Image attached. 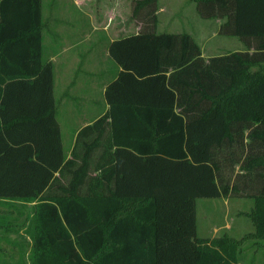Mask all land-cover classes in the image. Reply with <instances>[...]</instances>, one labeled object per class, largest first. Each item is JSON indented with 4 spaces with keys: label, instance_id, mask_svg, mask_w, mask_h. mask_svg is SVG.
Wrapping results in <instances>:
<instances>
[{
    "label": "trees",
    "instance_id": "1",
    "mask_svg": "<svg viewBox=\"0 0 264 264\" xmlns=\"http://www.w3.org/2000/svg\"><path fill=\"white\" fill-rule=\"evenodd\" d=\"M192 1L245 49L204 59L189 34L155 31L157 0H132L137 31L106 46V109L65 159L41 0H0V203L32 202L30 264H238L243 240H264V68L250 69L264 64V0ZM230 196L252 200L253 231L197 237L195 199Z\"/></svg>",
    "mask_w": 264,
    "mask_h": 264
},
{
    "label": "rangeland",
    "instance_id": "2",
    "mask_svg": "<svg viewBox=\"0 0 264 264\" xmlns=\"http://www.w3.org/2000/svg\"><path fill=\"white\" fill-rule=\"evenodd\" d=\"M131 1L41 0L44 22L42 44L45 42L46 51L55 48L62 55L72 57L70 60L74 62L76 68L81 67L80 64L77 66V62L78 60L81 62L83 53L90 63V73L85 77V80L90 81V87H84L79 81L71 83L72 88L69 87V80L68 78L63 80L64 73L61 69L55 77L53 86L55 118L60 125L63 148H68L71 131L81 125L79 120L85 118L91 122L104 108L101 87L107 77H102L98 70L101 64L108 67L105 39L119 38L137 31L138 28H135L136 24L130 15ZM156 4L155 31L189 34L199 46L204 59L245 49L238 38L218 34L217 29L222 20L201 18L195 9L194 1L157 0ZM104 31H107L106 34ZM263 68L264 64H260L250 69L253 71ZM88 81H85V85ZM83 89L86 90L85 97ZM77 147L80 151V147ZM252 205V200L246 197L196 198V236L204 238L226 234L233 239H241L246 233L253 231V225L247 215ZM31 207L18 200L0 203V214L4 215L3 224L6 226L0 228V264L18 262L30 264L29 247L23 244L25 248L16 251L12 247L9 248L10 244L4 242L3 237L7 233L5 231L7 228H21V223L30 214ZM20 237L27 241L25 236ZM236 259L238 264H264V240L255 238L243 240L237 249Z\"/></svg>",
    "mask_w": 264,
    "mask_h": 264
},
{
    "label": "crops",
    "instance_id": "3",
    "mask_svg": "<svg viewBox=\"0 0 264 264\" xmlns=\"http://www.w3.org/2000/svg\"><path fill=\"white\" fill-rule=\"evenodd\" d=\"M41 16H42V13H41ZM219 20L221 21V19H219ZM42 21H43V19H42ZM43 27H44V22H43ZM135 28L137 29L138 26L136 25ZM103 30H106V29H103ZM42 31H43V28H42ZM42 31H41V57H42V60L50 61L52 64V95H53V86H55L54 85L55 84V77L57 76V74L60 73V69L64 73L63 74V78H64L63 80L65 81L68 78L69 87L72 88L71 83H73L75 81L76 82L79 81L80 83L82 82L84 87H86V86L90 87L91 86L90 81L85 80V77L87 76V74L90 73V67H89L90 63L88 61V58L85 57L86 54L83 53L84 55L82 56L81 62H80V60H78V62H77V66L80 64L82 69H80L81 67L76 68L74 62L72 60H70V58H72V57L62 55L61 53H59V51H57V49L55 50V48L53 50L46 51L45 42H44V45L42 44ZM104 32L106 34L107 31H104ZM113 39H116V38L105 39L106 40V46H107L108 41L113 40ZM106 46H105V51H106ZM200 52H201V50H200ZM105 54L108 58L107 59L108 61L106 62V64L108 63L107 64L108 69L106 68V65L104 66L101 64V65H99V70H98V73L100 75H102V77L103 76L107 77V80L105 81V83L101 87V96H102V92H103V88H104L105 84L108 82V80H110L112 78V76L115 74V72L117 70L116 65L109 59V57L107 55V51L105 52ZM201 56L203 57L202 52H201ZM86 66H87V71H86ZM85 81H88L87 85H85ZM83 92H84L83 97H85L86 96V90L83 89ZM53 100H54V98H53ZM102 102H103L104 108L95 118H97L106 109V104L103 100V97H102ZM54 106H55V115H56L55 101H54ZM58 112H59V110H58ZM55 120H56V118H55ZM56 122L58 124L59 134H60V125H59V122L57 120H56ZM79 122L81 123V125L78 127L75 126L76 128L75 129L73 128V130L70 133V143H69L68 148H66V147L63 148V146H62L65 159H68L70 157V153H71L72 148H73L74 138H75V135H76V132L78 131V129H80L82 126H84L86 124L91 123V122H89L88 119H85V118H82V120H79ZM60 139H61V136H60ZM61 144H62V142H61ZM78 146L80 147V151H81V145H78ZM74 150L76 151L77 154H79L80 151H79L78 147L74 148ZM100 150H101V148H97L93 152V154L90 158V168L91 169L92 168L97 169V170H93L92 171L93 173L92 174L90 173L91 175H95V174L97 175L98 172H96V171H98L100 169V165H99L100 161H98V155L100 154ZM74 160H75V162L77 161V159H74ZM54 175H55V178H54V183L52 184V187H51V192L52 193H58L59 187L66 185L69 175L66 172V170H63L60 175H58V173L55 172ZM86 186L87 185H84L82 187L83 189H81V190L85 191ZM27 204L32 205V202L27 203ZM5 231H7V233H5L6 235H5V237H3V239H4V242L10 244V247L8 246L9 248L12 247V248L16 249V251H19V250L23 249L22 248V247H24L23 244H25V247L27 246L30 248V240H29V237L27 236V234L24 232V226H21V228H17V227H14L12 229L7 228V230H5ZM20 235L25 236L27 241L25 242V240L23 238H21ZM16 264H21V263L18 262Z\"/></svg>",
    "mask_w": 264,
    "mask_h": 264
}]
</instances>
